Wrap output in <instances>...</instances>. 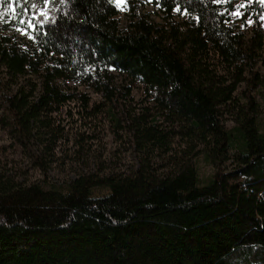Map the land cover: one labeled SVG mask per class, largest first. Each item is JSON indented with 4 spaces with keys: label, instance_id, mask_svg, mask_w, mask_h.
Instances as JSON below:
<instances>
[{
    "label": "trees",
    "instance_id": "16d2710c",
    "mask_svg": "<svg viewBox=\"0 0 264 264\" xmlns=\"http://www.w3.org/2000/svg\"><path fill=\"white\" fill-rule=\"evenodd\" d=\"M6 1L18 21L35 16L46 26L35 31L34 49L0 36V67L10 79L40 80L36 95H5L17 137L27 138L66 101L59 81L82 80L111 102L119 73L143 84L154 113L130 120L138 158L124 174L45 187L0 172V264H264L260 105L236 98L246 70L247 88L264 87L254 74L257 62L264 69L263 31L246 41L216 0H160L169 17L184 11L188 25L166 27L143 15L125 29L113 0ZM211 54L237 70L233 83ZM230 106L227 128L221 109ZM229 156L233 174L220 168ZM199 158L216 168L205 184Z\"/></svg>",
    "mask_w": 264,
    "mask_h": 264
},
{
    "label": "rangeland",
    "instance_id": "374dc122",
    "mask_svg": "<svg viewBox=\"0 0 264 264\" xmlns=\"http://www.w3.org/2000/svg\"><path fill=\"white\" fill-rule=\"evenodd\" d=\"M115 5L121 29L127 28L132 19L143 15L166 27L172 21L178 26H187L190 22V17L180 9L174 10L169 17L160 0H126L122 5ZM218 6L227 25L235 33L242 34L246 41L258 29L264 33V4L259 0H220ZM13 7L12 2L0 0V36L9 37L22 48L34 49L36 40L29 36L35 37V32L29 30V35H24L18 31L26 27V23L18 21ZM237 12L242 15H233ZM29 19L31 17L22 20L26 22ZM211 60H214L226 84L235 81L236 69L222 64L214 54H211ZM254 74L264 80L261 63H256ZM113 75L117 98L111 102H105L82 80L59 81L66 101L54 105L55 111L42 118L44 124H40V128L34 129L27 138H22L19 133L17 137L8 122L5 95L17 90L36 95L40 80L30 75L12 81L0 67V172L10 174L24 185L52 187L68 185L81 176L124 174L134 169L138 156L132 144L130 120L146 110L154 113V104L143 84L132 82L116 72ZM244 77L247 82L240 84L236 98L240 103H245L249 96L255 98L260 105L258 117L264 132V87L249 89L247 84L252 75L246 70ZM233 112L232 106L221 109V121L227 128L233 125ZM166 126L169 125H165L168 128ZM196 163L201 183L205 184L215 174L216 168L201 158ZM220 168L227 174L237 172L234 157L229 156Z\"/></svg>",
    "mask_w": 264,
    "mask_h": 264
},
{
    "label": "snow or ice",
    "instance_id": "6c2138e0",
    "mask_svg": "<svg viewBox=\"0 0 264 264\" xmlns=\"http://www.w3.org/2000/svg\"><path fill=\"white\" fill-rule=\"evenodd\" d=\"M16 2H17V3H23L24 0H16ZM113 2L116 3L117 5H122V4H124V3L126 2V0H113ZM216 2L219 3L220 0H216ZM249 2H250V0H249ZM259 2H260L261 4H264V0H259ZM32 7L35 8L36 5H35V4H32ZM12 11H13L14 13H16L17 10H16L15 7H13V8H12ZM24 11L27 12V9H24ZM41 15H43L42 12H41ZM233 15H237V16H239V15H242V13L237 12V13H233ZM0 16H2V14H0ZM17 18H19V14H18V13H17ZM37 18H38V17H35V16H34L33 18L29 19V20L26 21V22H25L24 20L21 19V20H20V23H21V24H25V23H26V27L21 28V29H18V31H21V33L24 34V35H29V30H31L32 32H35V31L38 30L39 27H46V26L44 25L43 21H41V24H40V25L35 24V23H34V20L37 19ZM249 23H251V21H249ZM29 38L34 39L35 37L29 36Z\"/></svg>",
    "mask_w": 264,
    "mask_h": 264
}]
</instances>
